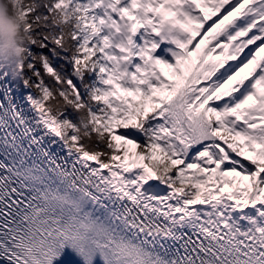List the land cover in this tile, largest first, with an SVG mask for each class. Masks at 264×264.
Instances as JSON below:
<instances>
[{"label":"snow or ice","instance_id":"obj_1","mask_svg":"<svg viewBox=\"0 0 264 264\" xmlns=\"http://www.w3.org/2000/svg\"><path fill=\"white\" fill-rule=\"evenodd\" d=\"M18 2L104 87L78 125L42 83L32 117L0 102V262L264 264V0Z\"/></svg>","mask_w":264,"mask_h":264},{"label":"trees","instance_id":"obj_2","mask_svg":"<svg viewBox=\"0 0 264 264\" xmlns=\"http://www.w3.org/2000/svg\"><path fill=\"white\" fill-rule=\"evenodd\" d=\"M107 30V29H105ZM102 31L101 35L104 34ZM34 42V66L36 67L37 74L41 78L43 84L49 87L51 90H67L70 98L75 100V96L78 94L80 99L79 103L89 105L95 111L100 105L94 103L91 100L93 89L97 87H104L99 79L98 71L95 68H81L79 71L74 62V55H78L76 48L79 41L71 40L69 46L55 45L51 40L45 41L43 37L33 33ZM45 62L51 66L60 80L57 82L51 75H49L45 69ZM79 72V76L75 77V71ZM68 81H71L69 85ZM75 89V93H73ZM58 118L62 116L70 120L72 124H79V111L72 104H64L59 110ZM56 111H54L55 114Z\"/></svg>","mask_w":264,"mask_h":264},{"label":"clouds","instance_id":"obj_3","mask_svg":"<svg viewBox=\"0 0 264 264\" xmlns=\"http://www.w3.org/2000/svg\"><path fill=\"white\" fill-rule=\"evenodd\" d=\"M28 17L21 11L18 0H0V65L17 66L26 59V53L33 41V32L28 27ZM64 40L66 46L71 44V29L64 24ZM67 92V90H65ZM69 104L64 98L52 95L48 100V107L58 111L64 104ZM76 101L71 104L75 105ZM79 120L89 119L86 108L77 109ZM83 134V132H82Z\"/></svg>","mask_w":264,"mask_h":264},{"label":"bare ground","instance_id":"obj_4","mask_svg":"<svg viewBox=\"0 0 264 264\" xmlns=\"http://www.w3.org/2000/svg\"><path fill=\"white\" fill-rule=\"evenodd\" d=\"M29 49L26 53V59L17 66L2 65V71L8 85L9 94L13 104L23 114L32 117L35 115L33 105L29 100L38 98L39 83L34 79L33 69L28 64Z\"/></svg>","mask_w":264,"mask_h":264},{"label":"rangeland","instance_id":"obj_5","mask_svg":"<svg viewBox=\"0 0 264 264\" xmlns=\"http://www.w3.org/2000/svg\"><path fill=\"white\" fill-rule=\"evenodd\" d=\"M220 15V13L219 14H216V15H214L213 17H212V20H215L218 16ZM211 21H209V23H210ZM143 37H145V38H148L147 37V35L144 33L143 35H142ZM154 38V37H153ZM198 38V37H197ZM144 43V42H143ZM137 44H140V43H138L137 42ZM141 45V44H140ZM159 46V45H158ZM28 49H29V61H28V64H29V66L31 67V69H33V76H34V79L36 80V81H38V83H39V85H41V83L43 84V82H42V80H41V78L38 76V74H37V70H36V67L34 66V61H35V59H34V42L32 41L31 43H30V45H29V47H28ZM166 58V57H165ZM167 59V58H166ZM98 69V68H97ZM43 86H45L44 84H43ZM38 98H39V96H40V92L38 93ZM58 119H61V120H63V119H66V117H64V116H62L61 118H58Z\"/></svg>","mask_w":264,"mask_h":264}]
</instances>
